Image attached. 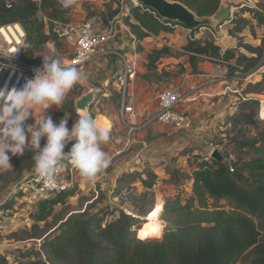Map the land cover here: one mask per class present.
Instances as JSON below:
<instances>
[{
	"label": "trees",
	"instance_id": "trees-1",
	"mask_svg": "<svg viewBox=\"0 0 264 264\" xmlns=\"http://www.w3.org/2000/svg\"><path fill=\"white\" fill-rule=\"evenodd\" d=\"M170 1L182 3L200 18L215 15L221 5L220 0ZM45 3L54 7L58 1ZM20 9L29 15L18 12V19H26L35 29L38 42L42 43L45 35L33 19L35 3L23 1ZM250 13L264 23L263 11ZM130 14L132 21L127 18L126 25L139 42L148 36L171 31L138 6L131 7ZM35 46L38 44L25 48L26 56L37 49ZM246 47L255 56L242 57L246 59L243 72L257 64L261 53L258 46ZM183 48L190 54L192 70L198 62L232 55L228 51L221 54L219 46L207 37L188 40ZM168 52L169 48L165 47L147 53V71L156 70V61ZM263 92L261 89L252 93ZM240 104L249 106L252 112L245 113L241 121L264 122V114L259 117L257 113V97H245ZM240 146L250 151L253 157L242 166L235 163L233 171L224 163L202 158L190 176H184L188 177L191 193L185 203H181L177 196L164 199L160 213L164 229L159 236L140 228L136 237L140 216H137L139 213L135 207H132V213L137 215L110 219L103 227L73 215L66 219L67 226L55 239L47 245L41 244L46 249V264H264V130L254 139L242 140ZM69 194L66 191L38 201L34 222H46L54 207L64 202ZM209 198L224 200L229 209L208 207ZM161 222L158 220L160 230Z\"/></svg>",
	"mask_w": 264,
	"mask_h": 264
},
{
	"label": "rangeland",
	"instance_id": "rangeland-1",
	"mask_svg": "<svg viewBox=\"0 0 264 264\" xmlns=\"http://www.w3.org/2000/svg\"><path fill=\"white\" fill-rule=\"evenodd\" d=\"M23 1H29L34 3L33 0H14V6L10 10H6L3 6V0H0V22L9 21H20L18 19V12L22 15L24 12L21 11ZM133 7L131 0H123ZM41 10L48 18H55L58 22H66L68 8H64L62 3L58 2L56 6L50 7L48 3H43ZM116 0H83L81 6L84 7L88 12L100 11L103 14L104 20H109L117 12ZM234 4L226 5L221 7L218 12L210 16L215 21L214 27H205L200 29L197 33L199 36L207 37L210 41L216 43L220 48L221 54L224 51H228L232 55L228 58L224 56L216 59L208 60L207 64L210 63L212 66L220 68L221 76L226 78L227 81L233 84V87L237 90L234 93L231 108L232 111V122L224 131L223 136H208L202 142V147L199 149V156H206L211 149H218L221 153L232 152L237 156V163L239 166L245 164L253 157V154L241 148L240 143L244 139H254L258 133L264 130V122L248 123L241 121L242 116L246 113L251 112L249 106H244L239 103L238 99L244 97L245 92L264 91V23L259 22L257 16L252 13H245L241 10H232L231 6ZM35 10L33 11V19L36 24L40 27V31L45 35L42 43L38 42L36 38L35 29L32 28L26 19L20 21L26 30V44L29 46L37 45L35 51L38 52V58L41 63L42 58L46 55V49L48 48L47 41L53 42V52L50 58L59 59L66 55V51L63 45L57 40L53 33L48 30L47 33L43 29V23L40 24L35 17ZM118 11V10H117ZM256 11L264 12V0H257ZM29 15L28 12L24 13ZM53 23L50 24V28ZM171 35L166 39V42H170L171 45L176 48L169 47L168 54H164L156 61V69L163 71H169L171 74L186 73L188 71L197 73L202 66H197L192 70L189 64L190 54L184 53L179 49L184 50L186 42V34L183 30L171 29ZM163 39V38H162ZM148 42V40H146ZM246 46L260 47L261 53L258 57V63L250 70L243 72L242 68L246 64V59L242 57H252L251 50ZM168 48L163 45L155 48ZM139 58L142 61V66L147 67L148 60L146 58L147 53L142 47L137 46ZM51 51H48V55ZM186 65V67H185ZM141 66V67H142ZM143 68V70L145 69ZM142 70H139V74ZM146 71V70H145ZM155 71V70H154ZM153 71V72H154ZM186 71V72H185ZM153 72H148V75H153ZM142 73V72H141ZM168 73V74H169ZM164 76V75H162ZM169 76L167 74L160 80H164ZM155 79V78H154ZM168 80V79H167ZM170 81V80H169ZM260 82V83H259ZM259 83V86L257 84ZM230 85V83H229ZM168 86V85H167ZM167 86H165L167 88ZM82 88L76 84L66 94L63 102L58 107L52 105L45 110V114L50 116L54 122L58 123L60 119L67 116V127L71 129L78 114L81 113L75 106L76 100L81 97ZM259 99V107L257 109L258 116L261 117L260 113V102L264 99L263 93H250ZM120 100V98H119ZM93 105L88 107L87 112L94 118L96 110L92 108ZM100 107V106H99ZM97 106V108H99ZM40 109L34 110L33 116L38 118ZM95 112V113H94ZM252 113V112H251ZM99 114V113H98ZM98 117L100 122L104 119L102 114ZM33 122L34 118L29 117ZM256 120H259L257 117ZM46 142L43 138L40 142L41 147ZM33 152L26 148L22 155L11 156L10 163L12 168L6 171H0V264H46V249L41 244L47 245L57 235H59L67 225L66 219L73 215L80 216L82 219L92 220V225L105 226L106 222L110 219H115L123 216L130 215V213L124 212L122 209L110 208L106 205H97L100 201L95 200L90 204H87V208H83L85 197H70L66 198L64 202L57 204L54 207L52 216L46 222H34V214L36 213V205L30 206L26 203L16 201L13 196L8 195L11 187L19 179L23 178L28 172L33 171L34 161L32 160ZM193 155H189L187 161L180 159L175 161L173 158L170 159L169 164H165L164 171L157 170L154 173L152 171L145 172V177L141 180V184L130 185L132 180L136 181L137 175L132 174L131 177L123 179L125 183V191L118 194L119 200L127 202L133 208L137 210L139 218V224L135 231L136 237L139 235V229L142 228V222L145 221V217L150 209L156 204L161 205V209L158 213V220H160V213L165 198H174L177 196L181 203H185L186 199L190 195L188 177L189 173L192 172L195 160L192 158ZM211 159V158H210ZM146 184V185H145ZM148 184V185H147ZM150 184V185H149ZM89 199V198H87ZM101 203V202H100ZM208 207L210 208H223L229 209V206L224 200H214L209 198ZM85 210V211H84ZM84 211V212H83ZM132 212V209L129 210ZM80 213V214H79ZM161 230L156 235H160L163 232L164 224L161 222ZM143 229V228H142Z\"/></svg>",
	"mask_w": 264,
	"mask_h": 264
},
{
	"label": "crops",
	"instance_id": "crops-1",
	"mask_svg": "<svg viewBox=\"0 0 264 264\" xmlns=\"http://www.w3.org/2000/svg\"><path fill=\"white\" fill-rule=\"evenodd\" d=\"M220 1L219 9L221 10V7L230 5V3L236 4L239 0ZM88 13V10L81 5L72 6L67 13L66 21L79 22ZM50 19L56 20L55 18ZM121 26L126 27L123 24ZM48 27L49 25L43 24L46 33L49 30ZM125 30L122 27L119 34H121V43L128 47V45L130 46L127 34L129 32L128 26ZM169 35H171L170 32H161L159 36L168 38ZM138 45L146 52L162 46L152 36L144 38ZM165 46L176 48L170 42H167ZM251 56L254 57L255 54L251 52ZM207 62L197 63V66H202V69H199L197 73L186 70V73L170 75L169 71L156 69L153 75H148L147 69L142 66L140 59L141 64L137 72L142 70V73L137 74L136 72L129 91L133 96L131 122L136 126L131 134L119 121L120 94L118 87L111 78L119 65L118 59L110 57L88 63L80 69L87 76L86 83L78 84L82 88V94L93 86H101L103 93H105V95L100 96V103L98 104V107H100L92 108L96 110L95 117L98 113L102 114L104 119L101 123L107 124L110 129L111 140L107 144L101 145L102 149L108 154L110 163L94 180L85 181L78 174L74 188L69 190L70 194L67 198L81 197L83 199L82 196L85 197L84 209L87 208V204L98 199L101 203L99 202L97 205H108L111 209H122L124 212L135 215L129 211L132 209L130 204L118 199V194L125 191L126 182L123 181L124 178L127 179L135 174L138 180H132L130 185L141 184V178L145 177V172L164 171L161 168H165V164H169V160L172 158L175 161L183 159L185 162L189 155H193L190 160V162L195 160L193 165L204 158V156H199V149L206 137L223 136L224 131L231 125L233 120L231 114L234 110L231 105H233V94L237 92L231 82L227 81L221 74L219 75L220 71L217 70V67L212 66L210 63L207 64ZM143 68L145 69L143 70ZM166 74L169 76L164 78L167 82L160 80V76L163 79L162 77ZM107 82L108 86L104 87L103 83ZM165 86H176L184 92L190 91L197 95L196 99L183 102L179 106V110L191 120L192 131L177 130L170 125L150 120L157 109V95L166 88ZM250 93L252 92H245L244 97L238 99L239 103L245 97L252 96ZM80 112L87 111L80 110ZM95 117L94 119L98 116ZM128 136L132 138L131 144L128 146L129 148H125V140Z\"/></svg>",
	"mask_w": 264,
	"mask_h": 264
},
{
	"label": "built area",
	"instance_id": "built-area-1",
	"mask_svg": "<svg viewBox=\"0 0 264 264\" xmlns=\"http://www.w3.org/2000/svg\"><path fill=\"white\" fill-rule=\"evenodd\" d=\"M33 1L36 5V19L46 26H50L53 23V26L51 28L48 27V29L63 45L66 55L62 58V62L66 65L82 69L86 64L91 62L101 61L110 57L118 59L119 65L111 78L118 87L120 94L119 121L127 129L128 133L131 134L136 126L131 122L133 114V105L131 102L133 96L129 91L141 64L136 48L139 41L135 39L129 30L127 34L130 46L125 47L121 43V34H119L122 27L123 30L127 27L126 19L129 18L132 21L130 14L131 6L124 3L123 0H116V8L118 11L107 21L104 20L103 14L100 11L91 10L79 22H58L48 18L41 10L42 5H44L43 3L51 0ZM56 1L62 3L61 0ZM131 1L133 6H138L141 11L149 13L156 20L163 22L169 29L176 28L183 30L187 36L185 37L186 42L202 37L197 32L205 27L192 30L172 20L165 22V18L159 16L154 10L143 6L141 3H137L136 0ZM82 2L83 0H74V3L70 7L81 5ZM256 3L257 0H239L231 9L236 11L241 10L249 14L251 11L256 10ZM3 6L6 10L12 9L14 0H3ZM121 24L126 27L121 26ZM159 35H153L152 37L162 46L167 45L164 37H160ZM22 42L26 44V30L20 21L0 22V64L8 65L0 69V87L7 84L9 88L16 87L19 89L27 79L33 76L34 70L42 66L38 58V52L34 51L31 55L26 56ZM47 44L48 48L46 49L47 53L45 56L50 57L53 52V42L47 41ZM17 48L20 49L16 51ZM179 50L189 54L185 49ZM48 51H51L50 55H48ZM7 55L9 56L5 57ZM217 70L220 71V68H217ZM103 86L107 87L108 82L103 83ZM90 90L94 91V96L88 107L93 105L95 108L100 103V96L105 95V93H103L101 86H93L88 91ZM196 97L197 95L194 92H184L176 86L167 87L158 93L156 98L157 109L150 120L170 125L177 130L192 131L193 126L191 120L179 110V106L183 102L196 99ZM25 123L33 124L34 122L29 118ZM131 139L130 136L127 137L124 145L125 148H129ZM211 151L208 155L204 156V159L210 158ZM222 154L230 171H233L234 164L237 163V156L232 152ZM76 177H78V172L67 161H64V167L56 183H45L33 171H30L14 183L8 195L13 196L16 201L18 200L21 203L33 206L41 199L50 198L73 189Z\"/></svg>",
	"mask_w": 264,
	"mask_h": 264
},
{
	"label": "clouds",
	"instance_id": "clouds-1",
	"mask_svg": "<svg viewBox=\"0 0 264 264\" xmlns=\"http://www.w3.org/2000/svg\"><path fill=\"white\" fill-rule=\"evenodd\" d=\"M61 2L68 8L74 0ZM22 47L28 45L22 42ZM7 66L0 64V69ZM86 81V74L79 68L44 56L42 66L34 70L21 88H9L7 84L0 87V171L12 168L11 156L22 155L26 148L33 152L34 174L48 184L57 182L64 161L85 181L94 180L109 166L110 158L101 147L111 140L107 124L82 112L69 129L67 116L56 123L45 114L52 105H61L74 85ZM37 109H40L38 118L33 116ZM29 117L34 118L33 124L25 123ZM42 138L46 142L41 147ZM70 141L75 143L66 153L64 149Z\"/></svg>",
	"mask_w": 264,
	"mask_h": 264
},
{
	"label": "water",
	"instance_id": "water-1",
	"mask_svg": "<svg viewBox=\"0 0 264 264\" xmlns=\"http://www.w3.org/2000/svg\"><path fill=\"white\" fill-rule=\"evenodd\" d=\"M137 3H141L143 6L150 8L157 12V14L167 20L176 21L188 29H198L201 27H214L216 24L210 17H198L194 11L183 5L178 1L170 0H136ZM94 91L90 90L83 93L79 97L75 106L77 109H87L88 105L92 102ZM75 141H70L64 151L68 152ZM210 158L218 163H224L226 167L228 164L224 161V155L218 150L213 149L210 153Z\"/></svg>",
	"mask_w": 264,
	"mask_h": 264
},
{
	"label": "bare ground",
	"instance_id": "bare-ground-1",
	"mask_svg": "<svg viewBox=\"0 0 264 264\" xmlns=\"http://www.w3.org/2000/svg\"><path fill=\"white\" fill-rule=\"evenodd\" d=\"M80 110H85L86 109H78ZM260 113L264 114V99L261 100L260 102ZM99 117L101 115H96V117ZM262 116V115H261ZM95 117V118H96ZM98 117L96 118V120H98L100 122V118L98 119ZM103 121V119L101 120ZM161 209V205L160 204H156L152 209H150L145 217V223L143 225V230L146 232H150L152 234H156L159 230H160V225L158 224V213Z\"/></svg>",
	"mask_w": 264,
	"mask_h": 264
}]
</instances>
